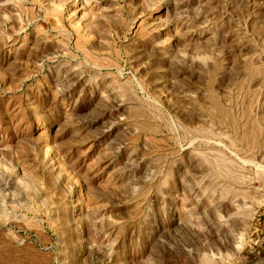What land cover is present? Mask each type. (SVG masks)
<instances>
[{"label": "rangeland", "instance_id": "1", "mask_svg": "<svg viewBox=\"0 0 264 264\" xmlns=\"http://www.w3.org/2000/svg\"><path fill=\"white\" fill-rule=\"evenodd\" d=\"M0 264H264V0H0Z\"/></svg>", "mask_w": 264, "mask_h": 264}]
</instances>
